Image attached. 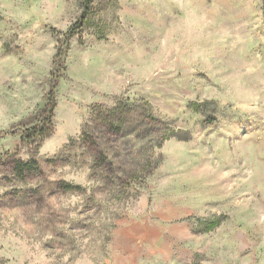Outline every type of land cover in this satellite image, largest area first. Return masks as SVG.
<instances>
[{
  "label": "rangeland",
  "instance_id": "rangeland-1",
  "mask_svg": "<svg viewBox=\"0 0 264 264\" xmlns=\"http://www.w3.org/2000/svg\"><path fill=\"white\" fill-rule=\"evenodd\" d=\"M0 264H264L263 0H0Z\"/></svg>",
  "mask_w": 264,
  "mask_h": 264
},
{
  "label": "trees",
  "instance_id": "trees-1",
  "mask_svg": "<svg viewBox=\"0 0 264 264\" xmlns=\"http://www.w3.org/2000/svg\"><path fill=\"white\" fill-rule=\"evenodd\" d=\"M92 1L93 0H81V4H83V6H85L86 8L90 5ZM263 4H264V0H263ZM66 36H68V33H66ZM64 52H65L64 50L63 51L59 50L58 53L56 54V60L58 62V65H61L62 63L60 58L64 54ZM55 86H56V82H54L49 88V91L46 95L47 98L46 103L44 104L42 111L38 115V121L36 120L37 123L32 125L31 127H26L24 129L23 135H21L23 139L35 141L37 139H42L43 137L47 136L50 133L51 120L53 117V110L55 107V96H54ZM12 170L13 173L20 179H23L27 174H36L39 172L37 162L34 159H30L28 161L17 160L14 162ZM66 188L70 190L78 187H74L72 185H66Z\"/></svg>",
  "mask_w": 264,
  "mask_h": 264
}]
</instances>
